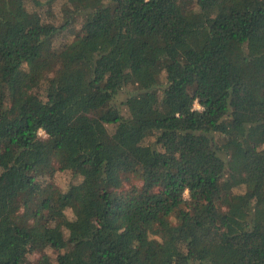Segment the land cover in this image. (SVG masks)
<instances>
[{
	"label": "trees",
	"instance_id": "16d2710c",
	"mask_svg": "<svg viewBox=\"0 0 264 264\" xmlns=\"http://www.w3.org/2000/svg\"><path fill=\"white\" fill-rule=\"evenodd\" d=\"M0 264H264V0H0Z\"/></svg>",
	"mask_w": 264,
	"mask_h": 264
},
{
	"label": "rangeland",
	"instance_id": "374dc122",
	"mask_svg": "<svg viewBox=\"0 0 264 264\" xmlns=\"http://www.w3.org/2000/svg\"><path fill=\"white\" fill-rule=\"evenodd\" d=\"M60 2L62 0H59ZM71 39V37H70ZM199 106L198 104L196 105ZM44 135V132H41ZM61 166L59 165V162L55 159L53 162V170H56L53 175H51V178L56 181L62 188H67L71 182H78L81 180V177H76L75 179L71 177V173L67 170H58ZM188 195V193H186ZM34 257H37V255H34Z\"/></svg>",
	"mask_w": 264,
	"mask_h": 264
}]
</instances>
